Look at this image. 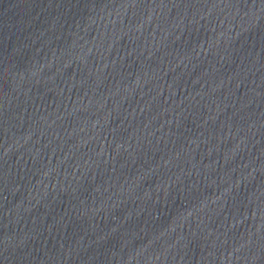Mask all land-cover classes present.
<instances>
[{
  "label": "water",
  "instance_id": "obj_1",
  "mask_svg": "<svg viewBox=\"0 0 264 264\" xmlns=\"http://www.w3.org/2000/svg\"><path fill=\"white\" fill-rule=\"evenodd\" d=\"M0 264H264V0H0Z\"/></svg>",
  "mask_w": 264,
  "mask_h": 264
}]
</instances>
